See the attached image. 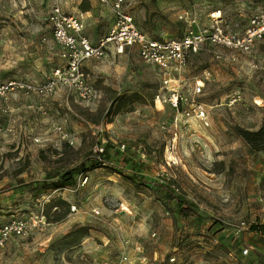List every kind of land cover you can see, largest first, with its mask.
<instances>
[{
    "label": "rangeland",
    "instance_id": "374dc122",
    "mask_svg": "<svg viewBox=\"0 0 264 264\" xmlns=\"http://www.w3.org/2000/svg\"><path fill=\"white\" fill-rule=\"evenodd\" d=\"M78 1L63 0L65 10ZM131 1L136 25L157 38L183 36L186 19L208 17L211 8L245 22L264 7V0ZM48 3L0 0V82L53 75L63 48L52 37ZM75 14L93 42L110 27L107 15ZM81 70L99 92L97 103L82 102L64 83L46 97H0V221L45 217L0 248V264H264V149L252 150L238 133L264 125V37L251 54L220 48L216 56L204 45L190 53L169 88L184 97L177 111L155 100L160 72L136 54L85 60ZM72 104L102 105L107 114L93 124ZM97 140L108 143L106 162L89 166ZM79 163L89 166L85 185L77 172L61 187L42 181L51 169ZM171 180L192 216H178L163 188ZM72 231L69 245L58 242Z\"/></svg>",
    "mask_w": 264,
    "mask_h": 264
},
{
    "label": "built area",
    "instance_id": "2783aa9c",
    "mask_svg": "<svg viewBox=\"0 0 264 264\" xmlns=\"http://www.w3.org/2000/svg\"><path fill=\"white\" fill-rule=\"evenodd\" d=\"M98 2L109 7L113 24L97 43H92L83 34L84 25L80 17L75 12L65 11L61 0H49L46 18L51 26L54 41L63 48L59 56L66 60V64L62 65L58 56L53 75L43 82L33 83L17 78L2 81L0 97H6L13 91L37 93L46 97L52 95L59 84L64 83L73 88L82 102L97 103L100 95L96 88L85 82V75L81 70L83 61L109 59L136 47L140 59L154 65L160 72L161 84L155 94V100H162L177 111L184 97L178 90L172 88L169 90V88L174 81L172 75L186 63L190 53L197 52L206 43L216 56L220 48L251 54L258 40L264 37V7L251 15L241 29L232 28L221 16L212 13L211 21L196 31L192 27L194 20L190 18V25L183 36L153 38L136 25L133 15L127 10L129 4L127 0H98ZM204 72L208 74L206 70ZM206 82V75L204 78H199L195 82L193 95H198ZM196 115L205 123L207 116L204 110L198 109ZM58 130L62 133L60 127ZM125 148V144L118 146L120 151ZM104 151V144L100 140L95 141L92 145L93 156L101 160ZM77 180L79 185H85L89 178L83 173L77 176ZM69 205L72 210L77 209L76 204L69 202ZM36 220L38 223H43L45 217L42 213L20 214L0 221V248H3L12 237L27 234L28 229L37 223ZM243 253H247L246 248L243 249Z\"/></svg>",
    "mask_w": 264,
    "mask_h": 264
},
{
    "label": "trees",
    "instance_id": "16d2710c",
    "mask_svg": "<svg viewBox=\"0 0 264 264\" xmlns=\"http://www.w3.org/2000/svg\"><path fill=\"white\" fill-rule=\"evenodd\" d=\"M82 1L81 9L83 11L88 10L89 7L84 5ZM73 109L80 114L82 117H85L93 124H102L105 116H106V109L102 105L96 107L94 111H92L87 106H82L79 104H72ZM240 136L244 139V141L249 145V147L254 151H260L264 149V125L259 127L257 130H245L240 129L238 130ZM105 146L104 156L101 160H97L93 154L91 153L90 158V165L89 166H98V165H105L106 156L108 155V143L103 142ZM111 144V143H110ZM89 166H85L83 163H79L75 168L68 169L63 173L58 172L56 169L49 170L44 176L42 181L44 184H50L51 188L61 187L65 184L73 183L75 178L73 172H77V176L83 173H86V170L89 169ZM163 188L166 192L171 196V198L177 201V210L178 216L182 218L190 217L194 214L192 207L186 204L185 200L181 197L178 187L173 185V182H168L163 185ZM252 229H256L255 226L251 227ZM87 227H81L76 229L75 231H84ZM72 231L66 235H64L58 242H62L63 246L69 245L72 240H69V237L75 232Z\"/></svg>",
    "mask_w": 264,
    "mask_h": 264
},
{
    "label": "crops",
    "instance_id": "0c3cea01",
    "mask_svg": "<svg viewBox=\"0 0 264 264\" xmlns=\"http://www.w3.org/2000/svg\"><path fill=\"white\" fill-rule=\"evenodd\" d=\"M82 1H84L83 3H84V5H87L88 7H89V9L88 10H85V11H83L82 9H81V5H82ZM158 2H160V0H158ZM61 3H62V6H63V9L65 10V8H64V5H63V0H61ZM128 6L129 5H131V3H132V1L131 0H129L128 1ZM81 9V11H82V15L85 13V14H87L88 16H91V17H93V15H97V14H103V15H107V16H109V19H110V27L108 28V30L111 28V26H112V24H113V20H112V13H111V10L109 9V7L108 6H105V5H103V4H101V3H99L98 2V0H79L78 2H77V4L76 5H74V6H72L71 7V10L72 11H69V12H76V11H78V9L79 8ZM196 7V4H195V6H194V8ZM104 9H105V12H104ZM210 10H214V15H216V14H219L218 16H221V18L222 19H224V20H226L230 25H231V27L232 28H234V29H241L242 27H244V25L246 24V22H247V19L249 18H247L246 19V21L245 22H240V21H238V22H233V19L232 18H227L226 16H225V12L222 10V9H220V8H211ZM65 11H67V10H65ZM104 13H106V14H104ZM47 15H48V5H47ZM194 15H195V18L193 17V15H192V19L194 20V22H193V29L196 31V30H198V29H200V27H202L205 23H207V22H209V21H211V13H210V15L208 16V17H206V16H198V20H197V17H196V14L194 13ZM79 16V15H78ZM80 17V19L82 20V22H83V25H84V30H85V21L82 19V17H81V15L79 16ZM207 18V20L205 21V22H203V23H200V18ZM190 17H188V19H186L187 21H188V25H187V27H186V29H185V31H184V33L186 32V30H187V28L189 27V23H190ZM84 30H83V34L92 42V43H97L98 41H99V39H100V37H102L101 35H100V37L96 40V42H93L92 40H91V38L89 37V36H87L86 34H85V32H84ZM108 30L104 33V35L108 32ZM143 31V30H142ZM146 33V32H145ZM150 36V35H149ZM151 37H153V38H157V37H155V36H151ZM164 38H172V37H164ZM203 46V45H202ZM204 46H208L209 47V45L208 44H204ZM133 54H136V55H138L137 54V49H136V47H132L129 51H127L126 53H124L123 55H133ZM122 54H119V55H115V56H113V57H119V56H121Z\"/></svg>",
    "mask_w": 264,
    "mask_h": 264
},
{
    "label": "bare ground",
    "instance_id": "6f19581e",
    "mask_svg": "<svg viewBox=\"0 0 264 264\" xmlns=\"http://www.w3.org/2000/svg\"><path fill=\"white\" fill-rule=\"evenodd\" d=\"M217 16L219 15V14H216Z\"/></svg>",
    "mask_w": 264,
    "mask_h": 264
}]
</instances>
